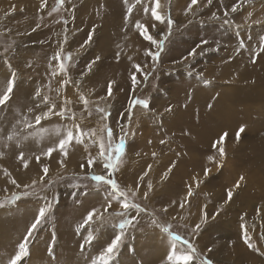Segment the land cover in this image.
<instances>
[{
	"label": "rangeland",
	"instance_id": "rangeland-1",
	"mask_svg": "<svg viewBox=\"0 0 264 264\" xmlns=\"http://www.w3.org/2000/svg\"><path fill=\"white\" fill-rule=\"evenodd\" d=\"M190 4L0 0V97L15 81L0 105V264H9L26 237L20 264H93L129 219L110 264H170L173 245L177 255L191 254L184 241L195 249L190 264H264V0H197L188 11ZM154 9L174 21L171 27L153 17ZM145 29L161 49L141 36ZM149 51L159 57L154 61ZM57 52L71 54L68 84L52 59ZM65 100L75 121L53 115L35 123ZM98 108L110 114L106 121ZM72 123L105 140L101 129L110 127L114 143L124 136L125 152L110 178L143 211L120 215L125 210L116 199L108 207L112 191L92 180L107 175L97 144L73 141L66 158L59 150L44 155ZM90 155L97 157L92 167ZM41 208L45 218L28 237ZM93 208L99 211L85 226ZM245 231L259 252L245 243Z\"/></svg>",
	"mask_w": 264,
	"mask_h": 264
},
{
	"label": "snow or ice",
	"instance_id": "snow-or-ice-1",
	"mask_svg": "<svg viewBox=\"0 0 264 264\" xmlns=\"http://www.w3.org/2000/svg\"><path fill=\"white\" fill-rule=\"evenodd\" d=\"M209 3H211V0H208ZM242 2V0H241ZM64 0H58V4L59 5H63ZM197 3V0H191V4L188 7V11H191L192 6L195 5ZM160 8V0H155V9ZM153 10L152 15L153 17L160 21L161 23L164 22L165 19H167V25L169 27H171V25L174 23V21L170 18V17H162L161 15H159L157 13L156 10ZM237 10V8L235 6H233V8L231 9V11L235 12ZM129 11H131V9H129ZM145 11H147V9H145ZM143 26L140 25L139 23L136 24V28L140 29ZM94 31V30H93ZM146 29L145 31H142L140 34L141 36L144 37L145 40L150 41V43L152 45H155L157 49H161L163 47V45L161 43H159L156 39H154L151 35H146ZM91 41V35L89 36L88 41H86L85 43H90ZM243 46V45H242ZM148 55L152 56L153 60L155 61L158 57H159V51L153 53L151 51H149L147 53ZM191 55H195V52L191 53ZM53 60H56L58 63V71L61 73L65 74V79L63 81L64 84H68L70 81L67 78V68H66V64L65 61H71L72 57L71 54H68L66 57H61V53L57 52L53 57ZM97 60L99 59V57L96 58ZM95 63V61H92L87 67L89 69V71L91 70L92 64ZM136 70L142 71L140 65H136ZM57 74V69H54L52 72V75L55 76ZM147 78V74H145V79ZM132 82L133 84L137 83V78L135 75L132 76ZM14 77L12 80H10L9 82V86L7 88V92L0 97V105H3L7 102V100L9 99V95L11 94V92L13 91V87H14ZM111 83L108 86V95H111ZM37 96L40 95L39 91L36 93ZM103 99V97L101 98ZM80 100L83 102L85 109H87L88 105H89V100L81 95L80 96ZM43 102L45 104H48V97L44 96L43 97ZM70 103V101L65 100L64 101V107H62L59 111H56V105L55 103H52L48 106L47 111L42 112L40 115L35 117V123L37 125H39L42 121V119H46L49 118L53 115H57L60 116L64 119H68V120H72L75 121L76 117H75V113L71 112V109L67 107V105ZM136 103L141 104L144 108H147L148 102L147 101H136ZM170 110V109H169ZM97 111L99 113H101V117L100 119L103 121H106L108 116L110 115L109 113L105 112L104 109L102 108H98ZM89 115H91V113L89 112ZM28 127H32L31 123L28 124ZM73 129H75V132L73 131ZM244 127L241 126L238 130V132L236 133V137L237 139H239L240 133L244 132ZM59 131V129L57 130ZM101 131H106L107 136H106V140L104 136H99L97 137V131L95 129H88V130H83L81 129L80 125L77 123H72L69 124L67 126V130H66V135L64 138L60 139L59 144L56 145L55 147H49L47 149V151L44 153V155L51 157V154L54 151L59 150L60 154L63 157H67L68 156V147L69 145L72 144L73 141H75L76 144H84L85 139H88L90 141V143L92 144H97L98 145V153L97 156L99 157V159L102 161L103 163V167L105 170H107V175H95L92 177V180L98 183H102L104 185H107L110 190L113 193V197L109 199V203H108V207L111 206V200L112 199H116L118 201H120L121 207L125 210L124 213H120V215H126L127 210L129 208H136L137 211H143V209H141L138 205L133 204L131 201L128 200V194L127 192H125L124 190L120 189L119 184L117 183V181L115 179H111L110 177L114 175L115 171L117 170L118 166H119V162L121 160V155L125 152V139L124 136L121 135L120 139H119V143H114L113 142V132L112 129L110 127H105L103 129H101ZM123 131V129H122ZM227 134L225 133L224 136H226ZM224 136H222L219 140H217L213 147H216V145H222V141L224 139ZM12 137H9V139H11ZM219 153L221 156L224 155V149L223 147H219L218 149ZM19 159L23 160L24 159V153L21 152ZM96 159L97 157H93V156H89L88 160H87V164L89 167H92L95 163H96ZM211 159V157H210ZM40 157L37 156L36 157V161L39 162ZM61 166L64 165V160L62 159L60 161ZM24 167L27 168L28 164L24 163ZM83 167V166H82ZM44 175H47L49 169L48 167H43L42 169ZM243 179V177L241 178ZM13 184H16V181L13 179L11 181ZM17 187H19V185H17ZM149 188L151 187V185L148 186ZM188 195L191 196L192 192L191 189H189ZM232 191L229 190L227 192V199L230 201L232 199ZM145 198L147 197V192L144 193ZM123 198V200H120V198ZM0 206H3L2 204H0ZM183 205H181L182 207ZM107 209H105L106 211ZM46 208H41L39 210L38 216L35 219L34 223L31 225V228L29 229L27 236L30 237L32 235V232L35 231L37 229V226L41 223V221L45 218L46 215ZM99 211V209L93 208L87 215L86 219H85V226L90 223L93 220L94 215L96 214V212ZM166 211V209H165ZM108 217L104 218V222L107 223L108 222ZM132 224V221L129 219L127 221H124L122 223L119 224V229L121 231L120 235H116L115 238L112 240V242L107 246L104 254L100 255L99 257H97V259L95 261H93V264H110V259H109V255L110 254H114V250L117 249L118 244L121 240V235L123 234V230L125 229V227H128ZM196 229H199V225H196ZM165 231H168V229H165ZM245 236V243L248 245L249 248L259 251V249L256 248L255 244L250 242V238L247 235V232L245 231L244 233ZM93 237L90 235L89 236V241H91ZM181 237L179 236H174L173 240H180ZM185 244L188 245V249L190 251L191 254H189L188 252L186 253H182L180 255H177L175 246L173 245V249L170 255H168L167 260L170 262V264H190L191 260L193 259V255L195 254V249L188 244L187 241H184ZM28 250V239L27 237L25 238L24 242L20 243L18 246V253L9 261V264H20V262L22 261V258L24 257L25 253ZM262 255H264V253H261ZM202 264H211V261H203Z\"/></svg>",
	"mask_w": 264,
	"mask_h": 264
},
{
	"label": "bare ground",
	"instance_id": "bare-ground-1",
	"mask_svg": "<svg viewBox=\"0 0 264 264\" xmlns=\"http://www.w3.org/2000/svg\"><path fill=\"white\" fill-rule=\"evenodd\" d=\"M176 101H177V99H176ZM174 104H175V103H174ZM171 112H172V111H171ZM173 117H174V116H173ZM35 138H36V137H35ZM205 140H206V139H205ZM27 172H28V171H27ZM25 175H26L25 172H24V174H22V175H21V174H18L17 179H18L19 181H22V180L24 179ZM251 236H252V235H251ZM251 238H252V237H251ZM251 238H250V239H251ZM253 240H254V238H253ZM250 250H251V249H250ZM258 252H259V251H258ZM255 256H257V254H256ZM42 257H43V256H42ZM42 257H41V258H42ZM257 257H258V256H257ZM263 257H264V255H263ZM252 258H253V257H252ZM255 261L258 263V261L261 262L262 260H255ZM260 262H259V263H260Z\"/></svg>",
	"mask_w": 264,
	"mask_h": 264
}]
</instances>
